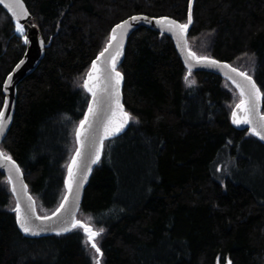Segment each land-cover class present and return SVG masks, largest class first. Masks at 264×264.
Returning <instances> with one entry per match:
<instances>
[{
	"label": "trees",
	"instance_id": "1",
	"mask_svg": "<svg viewBox=\"0 0 264 264\" xmlns=\"http://www.w3.org/2000/svg\"><path fill=\"white\" fill-rule=\"evenodd\" d=\"M45 44L17 87L0 149L23 172L39 216L53 214L90 94L85 76L111 28L133 15L192 23L187 45L252 76L264 113V0H23ZM0 8V111L24 35ZM129 125L103 143L83 216L101 230L102 264H264V144L232 127L240 97L225 79L183 66L173 42L145 27L118 68ZM0 173V264H93L84 232L23 236Z\"/></svg>",
	"mask_w": 264,
	"mask_h": 264
},
{
	"label": "water",
	"instance_id": "2",
	"mask_svg": "<svg viewBox=\"0 0 264 264\" xmlns=\"http://www.w3.org/2000/svg\"><path fill=\"white\" fill-rule=\"evenodd\" d=\"M10 2L11 0H4L3 3H0V8H2V10L5 11L15 23H17L18 21L21 25L25 26V29H24L25 35L28 37L29 42L25 43V52L22 58L13 67L11 72L6 76L3 86H2L4 101H3V106H2L1 111H3L5 114V120H4L5 128H4L3 134H0V145L3 139L5 138L6 134L8 133L10 126L12 124V121H13L15 107H16V100H17V87L24 78L30 75L37 68L40 61L44 57V52H45V44L40 35V31L34 25L31 14L28 11V8L26 7L24 1L21 0L23 8H20L19 6H17L15 9L17 12V16H13L12 12H10L7 7H5V5ZM25 11L27 12V15H23V12ZM132 17H140L142 19L133 21L131 19ZM143 18H147V19H143ZM163 18H168L169 20H175L167 16H161V17H149L146 15L130 16L129 18L118 23V24H121L124 21H128L130 25V27H127L126 31H124L122 39H121V30L117 29L118 39L117 41H111L112 29L115 28L116 25L118 24L114 25L110 30L109 41L106 44L105 48L109 46L110 42L112 46L108 47V51L105 52V55L103 57H100V60H97V57L100 56V54H98L97 57L93 61L97 62V65L101 69L102 72L110 71L111 57L116 54L118 43H121L122 48L119 49L121 54L116 60V70L119 71L118 68L122 65L124 61L125 50H126L129 37L139 28L145 27L151 31L157 32L171 39V41L174 44L175 50L183 66L185 67V69H187V71L191 69L190 72H206V73L217 75L227 80L235 88V90L237 91L240 97V90L239 88H237L236 82H240V83H246V82L243 81V78L238 76L237 73L230 71L231 68H235V67L230 65L228 62L218 61L213 58H209V59L217 61L218 62L217 64H211L208 62L197 63L195 60H192L188 56V52L190 50L187 45V36H188L190 25L186 33L178 35L175 31H171L166 26L162 25L161 23H157V21H161L163 20ZM177 22L180 23L179 21ZM21 61H23V63H21ZM92 63H91V66L88 72L86 73L85 80L88 79V73L91 71ZM225 64L228 65V68L224 67ZM17 65H19V68L17 67ZM237 71L242 72L239 69H237ZM121 76H122V80L119 84V99H120V104L123 108V111L125 112V108L123 105V95H122V87L124 83V77L122 73H121ZM9 77H11V80H9ZM251 78L255 82L252 76ZM112 84L114 87V81L112 82ZM101 87H103V84H101ZM85 90L87 91L86 88ZM89 94H90V100L88 103V108H89V104L92 103V99H93L91 93ZM98 98L101 100V102L96 108V115L89 117V122L85 124L83 128H81V124H80L76 131L77 150L78 149L80 150L81 155L80 157H76V153H77V150H76L74 157H73V159L74 158L77 159V167L74 169L75 179L72 184V191L71 193H69L68 191V187L66 183L68 180V172H67V175L64 181V188H65L64 198L67 197V201H65V199L63 198L61 204H63L64 207L60 208V205H61L60 204L59 207L57 208V209H60L59 211H57L56 209V211L53 214H51L50 216H46V217H49V219H42V220L35 219V216H39V215L36 210L35 201L28 190L27 184L24 181L22 170L12 158H11V162H9L5 158L9 156L5 154L3 156H0V173L8 181L9 191L15 202V207L17 206V204H19L20 209H21V214L22 215L27 214L28 216L32 217L31 225L39 233L38 235H32L30 233L26 234L20 229L19 225L16 222L17 228L23 236L27 238H39V237H44V236H49V235L58 236V235L68 234L76 228V227L75 228L72 227V222L73 220L77 221V215L80 211L84 190L89 182V179H90V176L93 170L97 167V165L99 164L101 160L102 151H103V143L105 141L111 140L123 134L129 125V119H128V121L123 125L120 131L115 132L114 134H110L107 137H105L104 136V124L107 122V118L111 116L110 109L114 107V105L110 104V102L108 101V94L101 93ZM5 102H7L8 104L7 108H5ZM236 105L234 106L232 112L234 110L238 111L236 109ZM88 108H87L85 116L88 115ZM259 110H260L261 115H264L262 111V98L259 104ZM232 112L230 115V121H231L232 127L239 131H247L251 135L250 125H237L232 122ZM239 114L243 115V113H239ZM78 131L81 132L79 139L77 138ZM251 136L257 139L260 143L264 144V140H261L258 136H255V135H251ZM101 143H102V146H101ZM97 150H99V159L95 163H93L92 161L95 159ZM0 153H3L1 149H0ZM70 165H72V162ZM16 168L19 169V172L16 171ZM9 179H11L12 181L11 183H9ZM13 188H15V191H13ZM28 197H31V202L28 200ZM30 203L35 209V216L32 215V210L29 208ZM15 220H16V212H15ZM65 227H67L69 230L64 231L63 229Z\"/></svg>",
	"mask_w": 264,
	"mask_h": 264
},
{
	"label": "snow or ice",
	"instance_id": "3",
	"mask_svg": "<svg viewBox=\"0 0 264 264\" xmlns=\"http://www.w3.org/2000/svg\"><path fill=\"white\" fill-rule=\"evenodd\" d=\"M4 0H0V3H3ZM19 6L23 8L21 0H11L10 3L6 4L5 7L12 12L13 16H17L16 7ZM23 15H27V12H23ZM133 21H137L142 19L140 17H132ZM147 19V18H143ZM157 23H161L162 25L166 26L169 30L175 31L178 35L184 34L187 32L189 25L192 23V12H191V5L189 7V14H188V23L180 24L175 20H169L168 18H163L161 21H157ZM130 27L128 21H124L121 24L116 25L115 28L112 29L111 41H117V29L121 30V39L123 36L124 31L126 28ZM25 26L21 25L18 21L16 24V32L24 35ZM24 42L28 43L29 39L26 35H24ZM111 42L109 43L108 47H111ZM108 47L104 49L103 52L100 53V56L97 57V60H100V57L105 55V52L108 51ZM120 48H122V44L118 43L117 45V52L114 56L111 57V67L110 71L102 72L101 69L98 67L97 62L93 61L91 71L88 73V79L84 82V87L87 89L89 93L92 95V103L89 104L88 108V115L85 116L84 120L81 121V128L84 127L85 124L89 122V117L96 115V108L100 104L101 100L98 98L101 93L108 94V101L110 104L114 105L111 110V116L107 118V122L104 124V136L107 137L110 134H114L115 132L120 131L123 125L128 121L129 114L123 111V108L120 104L119 99V84L122 80L121 73L116 70V60L121 54ZM188 56L195 60L197 63L201 62H208L211 64H217L218 62L215 60H210L206 56H198L196 53L189 51ZM23 63V61H21ZM19 68V65H17ZM225 68H228V65H224ZM191 71V69H189ZM231 72L237 73L238 76L243 78V81L246 83L236 82L237 88L240 90V102L236 105V109L238 111L232 112V122L237 125H250V133L251 135L258 136L261 140H264V115H261L259 110V104L262 98V93L257 84L252 80L251 76H249L245 72H238L236 68H231ZM11 80V77H9ZM114 81V87L112 82ZM103 84V87H101ZM114 93V95H113ZM8 107L7 102H5V108ZM239 113H243L240 115ZM10 119V118H8ZM5 114L3 111H0V134H3L5 128ZM81 132H77V138L79 139ZM102 146V143H101ZM3 153H0V156H3ZM81 152L78 149L76 153V157H80ZM9 162H11V157H5ZM99 159V150L96 152L95 159L92 161L95 163ZM14 166V165H13ZM77 167V159L74 158L72 161V165L69 166L68 169V180H67V187L69 193L72 191V184L75 179V172L74 169ZM16 171L19 172V169L16 168ZM11 179H9V183H11ZM26 187V186H25ZM15 191V188H13ZM67 201V197L64 198ZM28 200L31 202V197H28ZM64 205L61 204L60 208H63ZM29 208L32 210V215L35 216V209L32 204H29ZM60 209H57L59 211ZM14 211L16 212V222L19 225L20 229L25 232L26 234L30 233L32 235H38L39 233L32 227L31 225V216L27 214L22 215L21 209L19 204L15 207ZM35 219L42 220V219H49V217H40L35 216ZM72 227H82L87 235L86 243L90 242L91 247L95 249L97 253H100V248L97 246L95 239L97 236L100 235V232L94 231L92 228L81 224L79 221L73 220ZM64 231H68L69 229L65 227ZM59 234V233H58ZM97 264L99 262L97 261Z\"/></svg>",
	"mask_w": 264,
	"mask_h": 264
},
{
	"label": "rangeland",
	"instance_id": "4",
	"mask_svg": "<svg viewBox=\"0 0 264 264\" xmlns=\"http://www.w3.org/2000/svg\"><path fill=\"white\" fill-rule=\"evenodd\" d=\"M24 35H25V30H24ZM87 219H88V217L83 216V219L81 220V224H83V225H85V226H88V227L92 228L94 231H97V232H100V233H101V230L96 229V228L94 227V225H92V224H90V223L88 222ZM79 228L84 232V236H85V237H84V238H85L84 249H85L86 252L88 253V256H89V258L91 259L92 263H93V264H97V261H98L99 264H102V256H101V252H100V253H97V252L95 251V249H93V248L91 247V243H90V242L86 243V241H87V235H86V233H85V231H84V228H82V227H79ZM98 237H99V236H97L96 239H95V242L97 243V246H98Z\"/></svg>",
	"mask_w": 264,
	"mask_h": 264
}]
</instances>
